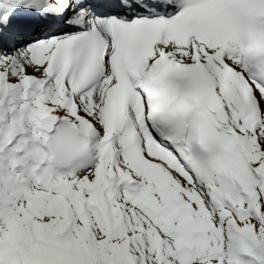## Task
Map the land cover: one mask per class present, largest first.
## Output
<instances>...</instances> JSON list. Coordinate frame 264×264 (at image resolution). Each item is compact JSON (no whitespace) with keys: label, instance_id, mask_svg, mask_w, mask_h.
I'll list each match as a JSON object with an SVG mask.
<instances>
[{"label":"snow or ice","instance_id":"1","mask_svg":"<svg viewBox=\"0 0 264 264\" xmlns=\"http://www.w3.org/2000/svg\"><path fill=\"white\" fill-rule=\"evenodd\" d=\"M0 264H264V0H0Z\"/></svg>","mask_w":264,"mask_h":264}]
</instances>
